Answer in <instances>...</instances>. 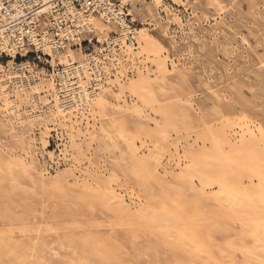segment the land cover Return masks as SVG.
<instances>
[{
    "label": "rangeland",
    "instance_id": "1",
    "mask_svg": "<svg viewBox=\"0 0 264 264\" xmlns=\"http://www.w3.org/2000/svg\"><path fill=\"white\" fill-rule=\"evenodd\" d=\"M118 1L122 6L120 9L123 10L126 4L121 0ZM134 2L135 7L127 5L126 8L133 10L135 18L132 22L135 21V29L143 27L144 25L141 24L143 21L154 22L150 12L152 7L150 0H134ZM187 4L190 7L184 10L183 6H179L173 0H163L162 8L168 9L170 14L181 11L186 22L191 17L200 19L203 17L201 10L207 11V6L201 0H188ZM224 6L226 12L222 16H217L213 10L208 11L213 18L211 17V22L203 23V27L196 22L192 23V26H187L185 31L173 26L171 35L165 36L161 33L160 26H151L150 29L154 28L152 33L171 51L174 59L179 58L177 68L173 69L169 76L181 72L177 78L167 80L169 93L167 96L150 92H145L142 96L151 114L145 122L151 129L164 126L167 115H174L181 120L183 129L178 134L173 132L172 138L185 137L188 133H192L191 140H193L198 133L215 130V127L221 128L226 123L249 124L256 134L264 136V0H224ZM193 9L199 12L197 16L190 14ZM43 21L46 26L50 24V18L47 19V16ZM115 36L114 32H110V39ZM172 36L177 39L176 46L172 44ZM68 47L72 50V54L81 50L79 47ZM96 47L105 48L107 45L99 43L88 47L82 46V49L91 53ZM2 50L0 46V67L3 65L6 69L2 71L3 73L9 70L8 62L11 59L18 64L30 61L36 72L46 71L47 78L54 73L51 57L46 53H42L39 58L33 52L26 54V51H23L22 54L17 53L12 56ZM65 51L60 52L65 53ZM58 67L62 68V65ZM151 69L155 72L153 65ZM129 75L137 77L134 71L129 72ZM137 78L142 80L140 77ZM207 88L214 89L221 98L218 99L217 94H213ZM128 99L130 102L140 100L135 94ZM0 118L3 119L1 114ZM138 121L136 116H131L129 113L112 112L108 117H102L97 127L123 124L127 132L134 135L137 133ZM8 123L7 120H3L0 124V162H8L13 157L20 158L31 162L33 169L30 176L22 174L19 178L20 183L14 187L9 169L0 166V264H230L233 262L248 264L241 251L236 252L235 258L225 256L220 251L226 246L225 244L237 239L236 242H239L245 238L246 244L252 245L251 238L244 237L240 232L242 226L239 222L226 221L221 228L214 227L210 232L213 246L200 251L184 238L170 231L140 230L135 235L133 230L129 229L132 227L129 224L127 227L125 223L118 222L119 227L115 226L114 221H118L116 211L88 197L90 193L103 190L105 181L113 174H117L120 190L117 189L133 211L147 205L173 206L177 197L180 206L189 211L197 207L206 214L218 210L219 203L211 192L200 197L199 189H193L188 183L175 179V171H179V168L172 169L175 168V164L172 161L168 162L169 155L158 169L159 172L152 177L155 182L151 177L146 180L144 176L130 173L135 160L127 150L128 145L124 139H119L120 148L113 149L106 147L99 133H96L93 135L94 141L89 151L86 152L87 156L83 158L78 169L73 174L65 172L66 175H70L69 180H62L61 186L55 187L52 180L64 171L70 170L71 162L61 159L59 164L51 163L46 157L50 150L59 152L65 146H70L67 131H62L64 136L62 139L55 131L47 136L41 130L29 134L27 127L20 126V128L17 125L15 129H11ZM83 129L86 130L84 127ZM24 135L34 140L33 150L28 151L27 148L22 147L19 140ZM238 136L232 138L233 143L239 142ZM251 136H254L252 132L246 134L247 138ZM141 138L148 143L144 144L145 147L140 146L142 149L139 150L138 156L158 152L154 144L156 138L159 139L158 136L145 137L143 134ZM77 143L82 144L84 149L88 147L82 139ZM183 144L185 148L189 147L187 143L183 142ZM209 146L211 144L207 142L204 147ZM195 147L203 146L195 145ZM224 152V155L201 158L199 160L201 162L188 159L183 166L187 165L193 169L199 166L200 172L215 183V190L222 183L230 188L233 186L231 174L230 177L212 178L205 170L208 168L207 164L213 166L231 158L230 161H239L248 174L251 172L255 175L254 183L250 182L251 178L248 176L243 178L245 187L257 189L261 183H264V170L254 154L251 155V149L248 152L246 150L249 155L242 153L244 155L239 157L230 151L228 145H225ZM122 156L124 159H121ZM195 162L199 164L195 166ZM151 164L155 162L152 161ZM45 168L49 169L50 174L42 177L41 173ZM144 180L149 185L146 182L144 185ZM198 182L197 179L196 183ZM124 187L128 190V194L125 193ZM181 188L183 193L179 195L178 191ZM169 199H173L174 202ZM202 226L204 225L199 226V230L201 234H205L208 225H205V228Z\"/></svg>",
    "mask_w": 264,
    "mask_h": 264
},
{
    "label": "bare ground",
    "instance_id": "2",
    "mask_svg": "<svg viewBox=\"0 0 264 264\" xmlns=\"http://www.w3.org/2000/svg\"><path fill=\"white\" fill-rule=\"evenodd\" d=\"M37 1L29 0L28 4L31 6ZM61 1L63 7L69 12L72 1ZM121 1L133 7L136 5L134 0ZM173 1L179 6H183L184 10H188L190 7L187 4L188 0ZM40 2L42 5L39 10H32L33 12L29 15V18H34L40 12L45 13L47 19L51 15L56 17L54 13V8L57 6L54 5V3H57L56 0H40ZM201 2L207 6V11L201 10L203 11V17L200 16L201 18H196L197 20L191 17L187 20V23L181 11L180 13L175 11L170 14L168 9L162 8L163 0H150V5H152L150 12L154 22L143 21L141 24L144 26L138 29L133 28L127 22L125 16L122 15L124 13L122 9H119V12L110 9L108 11H111L110 16H107L106 13H103L100 17L92 15L87 23L95 29L98 42L106 43L107 47H96L91 53L81 49L79 52L72 54L69 47L65 49V53H61L58 49L53 51L47 44L49 37L45 33L42 48L51 57L50 61L54 67V73H51L47 78L46 71L36 72L34 66L28 60L18 64L15 63L14 59H11L8 62L9 70L5 73L2 72L6 70L2 65L0 67V114L3 119L0 118V124L3 120H7L11 129H15L17 125L27 127L29 134L41 130L47 136L55 131L62 139L64 138L62 131H67L70 146H65L59 152L50 150L46 157L51 163L59 164L61 159L65 162H71L70 170L64 171L63 174L52 180L55 187L61 186L62 180L69 178L70 175H66L65 172L73 174L78 169L83 158L87 156L86 152L89 151V147L94 141L93 135L96 133H99V137L106 147H112L113 149L120 148L119 139H124L128 145L127 150L130 151L132 158L135 160V165L130 173L133 172L135 176H144L146 180L149 177L153 179L152 177L156 172H159L158 169L169 155L168 162L172 161L175 164V168L172 169L179 168V171H175V179L188 183L189 187L193 189H199L200 197H203L202 195L207 192H211L219 203L218 210L206 214L204 210L197 207L189 211L180 206L177 197L175 203H173V199H169L173 201L171 202L173 206L162 204L158 207H151L147 205V207L133 211L128 206V202L125 203L123 194L121 195V192L117 189L120 190L117 174H113L111 178L105 181L103 190L90 193L88 197L116 211L118 221L113 220L115 226L119 227L120 224L124 223L126 226L129 224V226H132L129 229H132L135 235L140 230L170 231L178 234L200 251H205L213 246L210 232L214 227L219 226L221 228L226 221L239 222L242 226L240 232L244 237L251 238L252 245L248 244L250 245L248 246L244 240L245 238H241L242 240L239 242H236L238 239L228 242L225 247H221L222 250L220 251L225 256H231L232 258H235L237 251H241L245 255L248 264H264V183H261V186L257 189L245 187L243 178L248 176L251 178L250 182L254 183L253 177L255 175L251 172L248 174L246 168L239 161H230L231 158L229 161H222L213 166L207 164L208 168L205 170L212 178L214 176L230 177L231 174L233 186L230 188L222 183L215 190V183L200 172L199 166H197V169L187 165L183 166V163L186 164L188 159L199 161L206 156L224 155L225 145H228L230 151L236 153L239 157L243 156L246 150L248 152L251 149V155L254 154L264 170V136L256 134L249 124L226 123L221 128L216 129L215 127V130L198 133L193 140H191L192 133H188L185 137L172 138L173 132L178 134L183 129L181 120L176 116L167 115L164 126H157L152 129L145 122L151 114L147 102L142 99L144 93H160L167 96L169 94L167 80L177 78L181 74V72H177L169 76V73L178 66L179 58L177 57L179 55L176 57L178 60L174 59L170 53L171 51L152 33L154 28H150L152 25L160 26L161 33L170 36L173 26L185 31L187 26H192V23L196 22V24L198 23L203 27V23L211 22L213 16L210 17L208 14L210 10L215 11L217 16H222L226 12L224 0H201ZM5 3L6 1L0 0V46L4 51L15 56L18 51L12 42L13 32L10 31L9 23L14 18L28 16V13L19 0H8V3ZM127 12V16H132V20H134L133 10L128 7ZM164 13L165 15H163ZM198 13L196 9H193L190 14L197 16ZM214 19L216 18L214 17ZM79 21V24L85 22L82 18ZM110 32L116 34L115 38H109ZM58 34L61 37L66 36L61 29H59ZM171 38L172 44L176 46L177 42L175 40L177 39L174 36ZM112 42L118 45L119 48L113 46ZM59 65H62V68H59ZM152 65L155 67V72L151 69ZM133 71L142 80L130 76L129 72ZM124 83L127 85L125 86ZM208 90L215 95L217 94L212 88ZM134 94L140 100L130 102L128 98H132ZM216 96L218 99L221 98L219 94ZM112 112H126L131 116H136L139 119L137 133L134 135L131 133V135L123 124L97 127L99 120L102 117H108ZM8 117L10 120L7 119ZM248 132H252L254 136L247 138L246 134ZM143 134H145V137H159V139L156 138V143H154L158 150L157 153L145 154L146 156L140 154L138 156L139 150L142 149L140 146L145 147L144 144L148 143L142 140L141 135ZM25 135L22 138L20 137L19 140L22 147L27 148L28 151L33 150L34 140L32 137H25ZM237 135H239V142L233 143L232 138L237 137ZM81 139L86 142L87 149H84L82 144L77 143ZM183 142L187 143L189 147L185 148ZM207 142L211 146L205 148ZM195 145L203 147L196 148ZM249 154L246 153L245 155ZM121 159H124V157L122 156ZM152 161L155 164H151ZM198 164V162L194 163L195 166ZM0 166L9 169L14 187L20 183L19 178L22 174L30 176L33 169L31 162H26V160L20 158L15 159L14 157L8 162H0ZM49 174V169L46 168L41 173L42 177ZM197 179L199 180L198 183H196ZM145 182L144 180V185L147 183ZM147 185L149 184L147 183ZM125 190V193H127L128 190L126 188ZM182 193L183 188L178 191L179 195ZM201 225H208L205 234H201L199 230ZM204 226L202 227L205 228L206 226ZM214 247L219 248L220 246Z\"/></svg>",
    "mask_w": 264,
    "mask_h": 264
},
{
    "label": "built area",
    "instance_id": "3",
    "mask_svg": "<svg viewBox=\"0 0 264 264\" xmlns=\"http://www.w3.org/2000/svg\"><path fill=\"white\" fill-rule=\"evenodd\" d=\"M5 4L8 3V0ZM23 3L25 11L28 13V16L21 18H14L9 23L10 31L13 32L12 42L17 49L18 53L22 54L23 51H26V54L33 52L37 57L41 58L42 53L45 54L43 46V36L45 33L48 34L49 41L48 45L55 51L56 49L63 51L68 46L71 48H80L82 46L90 45H99L96 31L94 28H91L87 21L91 16L100 17L103 13H106L107 16H110V9L119 12V9L122 7L121 3L118 0H71L72 7L69 12L66 8L63 7L61 0H56L57 5L54 8V15L50 16L49 25H44L43 20L46 18L45 13H39L35 15L34 18H29V15L34 10H39L42 3L40 0L32 4H28L29 0H19ZM55 1V0H53ZM127 5H125L122 14L127 19V22L134 27L135 21L132 22V17L127 16L126 11ZM33 10V11H32ZM84 19V23L79 24V19ZM135 28V27H134ZM59 29H61L66 36L61 37L58 34ZM115 34V33H114ZM107 45V44H106ZM112 45L117 49L119 48L114 42ZM2 52H4L2 50ZM47 60L49 58L47 57Z\"/></svg>",
    "mask_w": 264,
    "mask_h": 264
},
{
    "label": "trees",
    "instance_id": "4",
    "mask_svg": "<svg viewBox=\"0 0 264 264\" xmlns=\"http://www.w3.org/2000/svg\"><path fill=\"white\" fill-rule=\"evenodd\" d=\"M19 58V57H18Z\"/></svg>",
    "mask_w": 264,
    "mask_h": 264
}]
</instances>
